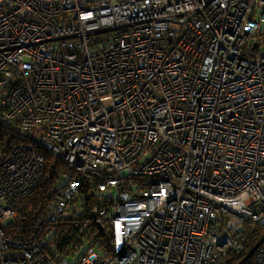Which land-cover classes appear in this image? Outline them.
<instances>
[{"label":"built area","instance_id":"1","mask_svg":"<svg viewBox=\"0 0 264 264\" xmlns=\"http://www.w3.org/2000/svg\"><path fill=\"white\" fill-rule=\"evenodd\" d=\"M261 36L264 0H0V123L30 133L0 132V264L241 254L264 227ZM40 149L64 166L8 232Z\"/></svg>","mask_w":264,"mask_h":264},{"label":"trees","instance_id":"2","mask_svg":"<svg viewBox=\"0 0 264 264\" xmlns=\"http://www.w3.org/2000/svg\"><path fill=\"white\" fill-rule=\"evenodd\" d=\"M260 38H262V36ZM19 124L20 122L18 123L16 129H14L10 127V124L6 125L0 123V132L16 141L26 139L27 136H30V133ZM39 152H44L46 159L44 180L39 188L33 191L28 197L20 200L14 206V209L18 211V218L13 222V226H11V229H9L8 232H15L17 234L24 233L29 231V227L34 225L33 223H35L36 220V212L45 203V201H47L45 194V191L47 190V180L54 177L58 167H60L61 163H63V161L59 160L55 154L48 152L46 149H40ZM243 236L245 238L244 251L239 255L234 254L228 256L222 264H239L264 236V227L261 225L253 227L246 226ZM244 264H253L252 257L248 258Z\"/></svg>","mask_w":264,"mask_h":264},{"label":"rangeland","instance_id":"3","mask_svg":"<svg viewBox=\"0 0 264 264\" xmlns=\"http://www.w3.org/2000/svg\"><path fill=\"white\" fill-rule=\"evenodd\" d=\"M259 39L261 40V44H262V47H261V49H260V51H262L263 49H264V38H260L259 37ZM64 165H63V163H61V166L60 167H63ZM117 195H116V191H115V197H116ZM88 245V244H87Z\"/></svg>","mask_w":264,"mask_h":264},{"label":"water","instance_id":"4","mask_svg":"<svg viewBox=\"0 0 264 264\" xmlns=\"http://www.w3.org/2000/svg\"><path fill=\"white\" fill-rule=\"evenodd\" d=\"M256 45H258V43ZM249 257H250V255L248 257H246L245 259H243L239 264H244L248 260Z\"/></svg>","mask_w":264,"mask_h":264}]
</instances>
